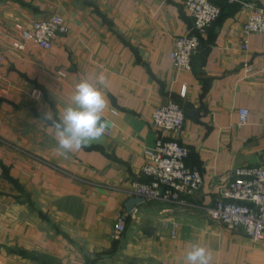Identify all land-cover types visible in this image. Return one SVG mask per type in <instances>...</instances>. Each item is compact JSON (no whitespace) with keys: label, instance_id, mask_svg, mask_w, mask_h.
Returning a JSON list of instances; mask_svg holds the SVG:
<instances>
[{"label":"crops","instance_id":"obj_1","mask_svg":"<svg viewBox=\"0 0 264 264\" xmlns=\"http://www.w3.org/2000/svg\"><path fill=\"white\" fill-rule=\"evenodd\" d=\"M210 1L222 12L184 72L169 58L177 37L195 34L182 0H0V264H184L193 243L211 264H264V242L203 210L234 170L264 167V36L241 48L242 5L264 8V0ZM52 15L69 33L50 50L13 48L25 26ZM81 80L102 88L103 120L114 128L64 158L43 115H61ZM169 102L184 112L179 133L152 125L154 108ZM243 109L250 115L239 128ZM160 139L188 149L185 165L203 185L190 207L145 201L128 213L139 198L132 184L148 182L145 151Z\"/></svg>","mask_w":264,"mask_h":264},{"label":"built area","instance_id":"obj_2","mask_svg":"<svg viewBox=\"0 0 264 264\" xmlns=\"http://www.w3.org/2000/svg\"><path fill=\"white\" fill-rule=\"evenodd\" d=\"M235 4L238 0H226ZM185 9L190 13L195 34L183 35L174 40L169 55L173 66L180 71L192 70V59L198 53L200 37L219 18L221 10L210 0H182ZM246 15L241 34L242 51H248V37L254 34L264 36V8L252 3L242 5ZM69 33V26L60 16L52 15L48 19L33 21L19 33L13 48L23 51L28 43L39 46L42 50H50L54 40ZM4 57L0 47V66ZM186 88L182 89V96ZM244 110V109H243ZM247 116L241 118L239 111L238 127L248 123ZM153 127L165 133H179L185 122L184 112L180 106L169 102L155 107L151 116ZM106 135L114 128L110 121L106 122ZM188 149L177 142L158 140L151 149L145 151V163L141 174L148 182L132 184L133 194L146 202H158L176 207H190V199L194 198L203 185L201 174L196 168H188L185 160ZM205 214L214 222L220 223L228 231L241 230L251 240L264 242V167H243L234 170L230 181L220 194L213 207H204ZM126 216L119 217L115 232L122 236L125 232ZM176 224H172V236L175 237Z\"/></svg>","mask_w":264,"mask_h":264},{"label":"clouds","instance_id":"obj_3","mask_svg":"<svg viewBox=\"0 0 264 264\" xmlns=\"http://www.w3.org/2000/svg\"><path fill=\"white\" fill-rule=\"evenodd\" d=\"M97 81L104 86L106 76L100 73ZM106 107L107 100L102 88L81 80L74 85L61 115L57 116L51 111L44 113L43 120L49 121L54 128L57 154L67 158L102 138L107 129L103 120ZM246 116L247 112L242 110L241 118ZM211 261V253L198 243H193L184 255V264H211Z\"/></svg>","mask_w":264,"mask_h":264},{"label":"water","instance_id":"obj_4","mask_svg":"<svg viewBox=\"0 0 264 264\" xmlns=\"http://www.w3.org/2000/svg\"><path fill=\"white\" fill-rule=\"evenodd\" d=\"M144 202H145V201H144L143 199H141V198L131 200V201L128 203V206H127V212H128V213H131L137 205L142 204V203H144Z\"/></svg>","mask_w":264,"mask_h":264},{"label":"rangeland","instance_id":"obj_5","mask_svg":"<svg viewBox=\"0 0 264 264\" xmlns=\"http://www.w3.org/2000/svg\"><path fill=\"white\" fill-rule=\"evenodd\" d=\"M225 228V227H224ZM234 231H237V230H234ZM244 233V232H243ZM250 239V238H249ZM253 241V240H252ZM253 242H255V241H253ZM262 242V241H261Z\"/></svg>","mask_w":264,"mask_h":264},{"label":"trees","instance_id":"obj_6","mask_svg":"<svg viewBox=\"0 0 264 264\" xmlns=\"http://www.w3.org/2000/svg\"><path fill=\"white\" fill-rule=\"evenodd\" d=\"M226 1V0H225ZM220 10H221V8H220ZM221 12H222V10H221Z\"/></svg>","mask_w":264,"mask_h":264}]
</instances>
